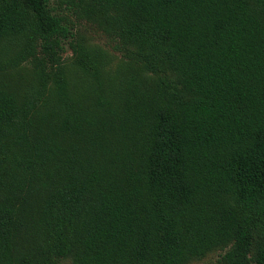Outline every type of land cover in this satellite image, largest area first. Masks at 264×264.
Returning <instances> with one entry per match:
<instances>
[{"label":"trees","instance_id":"16d2710c","mask_svg":"<svg viewBox=\"0 0 264 264\" xmlns=\"http://www.w3.org/2000/svg\"><path fill=\"white\" fill-rule=\"evenodd\" d=\"M225 248L264 264V0H0V264Z\"/></svg>","mask_w":264,"mask_h":264},{"label":"rangeland","instance_id":"374dc122","mask_svg":"<svg viewBox=\"0 0 264 264\" xmlns=\"http://www.w3.org/2000/svg\"><path fill=\"white\" fill-rule=\"evenodd\" d=\"M64 13H67L69 18L73 20L75 29H77V34L85 41L89 42L95 47L101 48L104 50L109 58H110V64L109 66L113 69L116 66V63L126 58L125 55H123L121 52L114 50V47L116 45V40L112 39V37L108 36L104 31H102L99 27H97L95 24H92L90 22L85 21H77L70 13L67 11H64ZM71 55V51L66 45V51L63 54V57H69ZM225 249H218L216 251H212L205 255L202 258L194 259L189 261L186 264H224L220 257L225 252ZM62 264H70L69 260H64Z\"/></svg>","mask_w":264,"mask_h":264}]
</instances>
